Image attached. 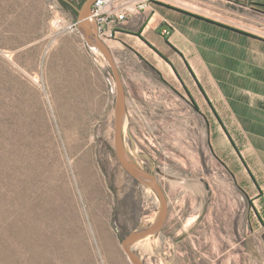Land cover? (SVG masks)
<instances>
[{"label": "rangeland", "instance_id": "1", "mask_svg": "<svg viewBox=\"0 0 264 264\" xmlns=\"http://www.w3.org/2000/svg\"><path fill=\"white\" fill-rule=\"evenodd\" d=\"M72 7L0 0V264H131L123 238L160 213L157 194L118 161L113 74L72 27ZM112 41L127 154L163 170L169 204L163 229L136 252L146 264H264V230L242 241L247 200L211 155L194 108Z\"/></svg>", "mask_w": 264, "mask_h": 264}, {"label": "crops", "instance_id": "2", "mask_svg": "<svg viewBox=\"0 0 264 264\" xmlns=\"http://www.w3.org/2000/svg\"><path fill=\"white\" fill-rule=\"evenodd\" d=\"M117 30L113 46H125L151 64L194 108L211 155L247 200L238 220L247 231L242 241L259 240L264 230V0H150L149 8Z\"/></svg>", "mask_w": 264, "mask_h": 264}, {"label": "water", "instance_id": "3", "mask_svg": "<svg viewBox=\"0 0 264 264\" xmlns=\"http://www.w3.org/2000/svg\"><path fill=\"white\" fill-rule=\"evenodd\" d=\"M72 4L78 12L76 21L78 32L83 36L87 45L101 53L110 67L115 81V105H114V150L118 161L124 171L133 180L151 188L161 202L160 213L156 221L148 227L136 229L128 233L122 240V248L131 264H146L143 258L136 252L135 243L159 233L168 218L169 204L164 186L159 178L163 173L161 168L152 172L134 162L127 154L125 146V122L127 114V94L120 67L110 46L99 36V26L92 16V7L96 0H86L81 7Z\"/></svg>", "mask_w": 264, "mask_h": 264}, {"label": "built area", "instance_id": "4", "mask_svg": "<svg viewBox=\"0 0 264 264\" xmlns=\"http://www.w3.org/2000/svg\"><path fill=\"white\" fill-rule=\"evenodd\" d=\"M149 6L150 0H96L92 7V16L98 23L99 36L105 42L115 39L120 24ZM72 27H77L76 22Z\"/></svg>", "mask_w": 264, "mask_h": 264}, {"label": "trees", "instance_id": "5", "mask_svg": "<svg viewBox=\"0 0 264 264\" xmlns=\"http://www.w3.org/2000/svg\"><path fill=\"white\" fill-rule=\"evenodd\" d=\"M61 1V3L66 7V8H68V9H71V10H74V8L72 7V5L69 3V2H67V1H65V0H60ZM71 1V0H70ZM73 1V0H72ZM86 0H81V2L80 3H78V6L79 7H81L82 6V4L85 2ZM77 11V10H76ZM75 11V13L77 14V17H76V21H77V19H78V12H76ZM162 77V76H161ZM163 79V78H162ZM167 83V82H166ZM168 85H170L171 86V84H169V83H167ZM172 87V86H171ZM191 102L193 103V105H194V107H197L196 105H195V103L191 100ZM146 168V167H145ZM146 169H148V168H146ZM149 170V169H148ZM137 182V181H136ZM139 183V182H138Z\"/></svg>", "mask_w": 264, "mask_h": 264}, {"label": "bare ground", "instance_id": "6", "mask_svg": "<svg viewBox=\"0 0 264 264\" xmlns=\"http://www.w3.org/2000/svg\"><path fill=\"white\" fill-rule=\"evenodd\" d=\"M147 242H148V241H147ZM137 245H138V244H137ZM141 246H142V247H145V249H148V248H149V247H148L149 245H147L146 243L141 244Z\"/></svg>", "mask_w": 264, "mask_h": 264}, {"label": "flooded vegetation", "instance_id": "7", "mask_svg": "<svg viewBox=\"0 0 264 264\" xmlns=\"http://www.w3.org/2000/svg\"><path fill=\"white\" fill-rule=\"evenodd\" d=\"M72 5V4H71ZM73 6V5H72Z\"/></svg>", "mask_w": 264, "mask_h": 264}]
</instances>
